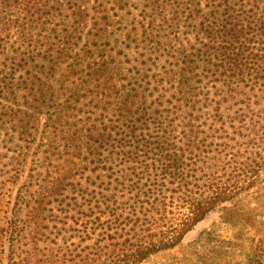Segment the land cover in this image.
Instances as JSON below:
<instances>
[{"label": "rangeland", "instance_id": "1", "mask_svg": "<svg viewBox=\"0 0 264 264\" xmlns=\"http://www.w3.org/2000/svg\"><path fill=\"white\" fill-rule=\"evenodd\" d=\"M193 5L187 0H27L24 3L8 0L0 3V111L7 110L0 117L4 122L0 128V213L1 225L7 231L0 246V264H17L28 246L48 249L77 245L78 251L86 249L91 240L77 222L88 212L89 191L126 180L121 177L124 166L114 161L109 144L107 150L100 151L103 158L98 160L105 164L110 157L108 168L99 163L96 165L99 168L92 171L95 165L89 163L93 157L86 150L81 155L82 164L76 168L79 170L67 179L70 185L63 194L47 195L42 204L34 198L35 194L42 193L40 185H46L38 171L51 165L44 156L60 148L69 150L47 124L48 113L55 111V106L48 107L53 101L39 104L32 100H36L35 91L30 94V89L42 69L50 59H63L62 53L71 55L76 48L89 47L86 40L90 43L98 40L94 45L98 56L92 59L105 60L110 67L108 83L112 85L106 90L108 93L120 95L132 89L139 94L137 100L145 96L144 105L153 102L157 109L170 114L177 97L189 88L182 87L180 82L185 80L188 71L194 70L202 82L193 85L201 91H217L219 94L214 95L218 100L225 97L219 79L236 80L235 71L229 69L224 73L217 57L199 55L198 49H205L207 41L197 35L193 17L190 18L188 9ZM171 7L177 8L179 15L169 16ZM96 31L100 36L94 38ZM261 47L264 68V16ZM245 75L237 82L248 89H264L261 76L264 69L257 74L261 76L258 84L253 70ZM101 82L106 84L104 80ZM52 84L57 86V81L53 80ZM225 99V104L240 99L233 109L243 102L239 96L229 102ZM107 100L108 108L101 109L82 98L73 104L72 111L84 122H93L92 118H96V124L101 121L108 126L123 125L119 119L122 117L114 110L118 98ZM26 105L29 106L27 113L33 112L22 116L20 123L27 125V130L18 132L12 128L14 122H8V113L25 110ZM15 117L12 121H17ZM38 117H41L39 122ZM240 125V122H229L226 130L210 136L209 143L213 144L208 147L212 145L215 149L210 155L222 157L216 165L218 178L228 184L239 180L244 186L250 181L254 185L210 212L178 245L153 254L141 264H264V141L253 147L256 142ZM123 128H114L113 134ZM54 137L58 139L56 143H53ZM118 137L119 134L114 139ZM29 229L39 230L36 244L27 243Z\"/></svg>", "mask_w": 264, "mask_h": 264}, {"label": "trees", "instance_id": "2", "mask_svg": "<svg viewBox=\"0 0 264 264\" xmlns=\"http://www.w3.org/2000/svg\"><path fill=\"white\" fill-rule=\"evenodd\" d=\"M7 1L0 0V3ZM187 2L194 4L188 12L192 14L190 18L193 17L197 35L207 41L205 49H198L199 55L217 57L222 62L224 73L229 69L235 71L233 76L236 80L219 79L220 86L227 101L239 96L243 102L233 109L240 99L225 104V97L215 99L214 94H219L217 91L198 90L193 84L202 81L194 70L188 71L185 80L180 82L182 87L189 88H185L182 95L177 97L170 114L157 109L153 102L144 105L142 98L145 96L137 100L139 94L133 93L132 89L122 91V95H115L113 91L108 93L106 90L112 85L108 83L111 81L110 67L105 60L92 59L98 56L94 48L98 40L91 43L86 40L89 47L76 48L71 55L62 53L63 59H50L30 89V94L35 91L33 96L36 100H32L39 104L53 101L48 107L55 106V111L48 113L47 124L53 129L51 132L54 136L69 150L60 148L44 156L51 165L38 171L46 185H40L42 193L35 194L34 198L42 204L47 195L63 194L70 185L67 179L73 171L75 175L79 170L76 168L82 164L81 155L86 150L93 157L89 164L95 166L91 170L96 171L99 168L96 165L104 164L99 162L103 158L100 151L107 150L105 148L110 145L114 161L124 166L121 177H126V180L89 191L88 212L82 215L81 222H77L91 240L86 249L78 251L77 245H59L48 249L28 246L17 264H141L153 254L178 245L186 233L210 212L230 201L241 190L254 185L250 181L244 186L239 180L228 184L218 178L215 175L218 172L216 165L222 157L210 155L215 149L208 145L213 144L209 143L210 136L226 130L229 122L242 123L240 126L256 142L253 147L264 141V89H248L237 82L252 70L256 84L261 76L264 78V75L257 76L264 69L260 53L264 0ZM19 8L28 10L27 7ZM176 11L179 10L171 9L169 16L179 15ZM157 18L151 20L150 25ZM96 25L97 21L94 23ZM93 35L97 38L100 33L96 31ZM57 73L59 77L55 76ZM53 80L57 81V86L52 84ZM108 97L118 98L114 110L122 117L119 118L123 121L121 126H108L101 121L96 124V118H92L93 122H84L72 111L75 108L73 104L82 98L89 99L94 107L106 109ZM30 106L33 108V104ZM25 108L8 113V122H14L12 128L18 132L27 130V125L20 123L22 116L33 112L27 113L28 105ZM6 113L7 110H1L0 117ZM13 117L19 122L12 121ZM40 118H36V121L39 122ZM3 124L0 121V128H3ZM116 127L124 128L115 132L119 137L114 139L113 130ZM54 138L53 143H56L58 139ZM113 140L115 142L111 143ZM109 160L111 158L107 157L105 168H108ZM222 168L225 177V163ZM203 177L206 179L202 182ZM1 217L0 213V246H3L7 231L1 225ZM37 231L29 229L27 243L36 244Z\"/></svg>", "mask_w": 264, "mask_h": 264}]
</instances>
